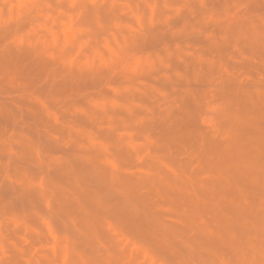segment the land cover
I'll use <instances>...</instances> for the list:
<instances>
[{
  "label": "rangeland",
  "instance_id": "obj_1",
  "mask_svg": "<svg viewBox=\"0 0 264 264\" xmlns=\"http://www.w3.org/2000/svg\"><path fill=\"white\" fill-rule=\"evenodd\" d=\"M263 227L264 0H0V264H264Z\"/></svg>",
  "mask_w": 264,
  "mask_h": 264
},
{
  "label": "bare ground",
  "instance_id": "obj_2",
  "mask_svg": "<svg viewBox=\"0 0 264 264\" xmlns=\"http://www.w3.org/2000/svg\"><path fill=\"white\" fill-rule=\"evenodd\" d=\"M66 33H67V32H66ZM228 130H229V129H228ZM217 131H218V130H217ZM225 132H226V131H225ZM228 133H229V132H228ZM101 148H102V147H101ZM34 149H36V147H35ZM36 150H37V149H36ZM103 154H104V153H103ZM108 155H110V154H108ZM109 157H110V156H109ZM154 158H155V157H154ZM157 159H158V158H157ZM108 161H109V159H108ZM156 161H157V160H156ZM163 161H164V160H163ZM153 162H154V161H153ZM148 163H149V162H148ZM155 163H156V162H155ZM160 163H161V162H160ZM162 163H163L162 165L165 167V164H164L165 161L162 162ZM158 164H159V163H158ZM158 164H157V165H158ZM153 165H154V164H153ZM153 165H151V166H153ZM151 166H150V167H151ZM112 167H113V166H112ZM143 167H145V165H144ZM153 167H154V166H153ZM153 167H152V171H155V167L157 168V166H155L154 168H153ZM160 167H162V166H160ZM171 167H172V166H171ZM213 167H214V166H213ZM162 168H163V167H162ZM162 168H161V169H162ZM215 168H216V167H214L213 169H215ZM114 169H115V168H114ZM149 169H150V168H149ZM153 169H154V170H153ZM216 169H217V168H216ZM115 170H116V169H115ZM209 170H210V169H209ZM112 171H113V170H111L110 172L112 173V177H113V173H115V172H112ZM116 173H117V172H116ZM150 174H151V173H150ZM114 175L116 176V174H114ZM115 176H114V177H115ZM150 176H151V175H150ZM153 177H154V176H153ZM116 178H117V177H116ZM154 179H155V178H154ZM177 179H178V178H177ZM117 180H118V179H117ZM191 186H192V184H191ZM185 187H186V185H185ZM187 187H189V186H187ZM192 188H194V187H192ZM188 189L190 190V188H188ZM196 189H197V188H196ZM42 190H43V189H42ZM186 191H187V190H186ZM190 191H191V190H190ZM45 192H46V190H45ZM191 192H192V191H191ZM185 193H186V192H185ZM47 194H48V192H47ZM187 194H189V193H187ZM184 195H185V194H184ZM194 195H195V194H194ZM195 197H196V196H195ZM197 197L200 198V196H198V195H197ZM189 198H190V197H189ZM193 199H194V198H193ZM188 200H189V199H188ZM193 201H195V200H193ZM199 201H200V199H199ZM192 203H193V202H191L190 204H192ZM184 204H185V203H184ZM187 204L189 205V203H187ZM187 204H186V205H187ZM202 204H204V203H202ZM198 205H199V204H198ZM199 206H200V205H199ZM189 207H193V206H189ZM189 207H187V208H189ZM193 209H197V207L195 206V208H193ZM193 209H191V210H193ZM202 209H203V208H202ZM183 210H185V209H183ZM188 211H189V210H188ZM199 211H200V210H199ZM181 212H182V211H181ZM178 213H179V212H178ZM186 213H187V212H186ZM197 213H198V212H197ZM197 213H196V214H197ZM181 215H182V214H181ZM200 216H201V215H200ZM200 216H199V217H200ZM214 218H215V217H214ZM250 218H251V217H250ZM216 219H217V218H216ZM203 220H204V219H203ZM214 220H215V219H214ZM214 220H213V221H214ZM218 220H219V219H218ZM255 220H256V219H255ZM196 221H197V220H196ZM200 221H201V219L199 220V223H197V226H196V227H198V226L202 223V222H200ZM210 222H211V221H210ZM206 223H209V221L206 222ZM203 224H204V223H203ZM203 224H202V225H203ZM210 225H211V223H210ZM203 226L205 227V224H204ZM206 226H207V224H206ZM204 227H202V228L205 229ZM192 228H193V227H192ZM192 228H191V229H192ZM198 228H199V227H198ZM202 228H201V229H202ZM263 228H264V227H263ZM195 229H196V228H195ZM211 229H212V228H211ZM263 230H264V229H263ZM195 231H196V230H195ZM200 231H201V230H199V232H200ZM203 231H204V230H203ZM207 231H208V230H207ZM207 233H208V232H207ZM204 234L207 235L206 232H204ZM212 234H213V233H212ZM208 235H209V233H208ZM208 235H207V236H208ZM261 236H262V235H261ZM62 237H63V236H62ZM64 237H65V235H64ZM67 237H68V236H67ZM205 237H206V236H205ZM208 237H209V236H208ZM59 238H60V237H59ZM61 239H62V238H61ZM65 239H66V238H65ZM67 239H68V238H67ZM207 239H208V238H207ZM209 239H212V238H209ZM68 240H69V239H68ZM66 241H67V240H66ZM254 241H255V240H254ZM260 241H261V240H259L258 243H256V244L258 245ZM250 242H251V241H250ZM251 243H252V242H251ZM262 243H263V242H262ZM256 244H255V245H256ZM260 244H261V243H260ZM260 244H259V245H260ZM60 245H61V244H60ZM250 245H251V247H252V244H249V248H250ZM257 245L255 246V248H258ZM261 245H262V247H264L263 244H261ZM69 246H70V245H69ZM255 248H254V249H255ZM63 249H64V248H63ZM144 249H145V248H144ZM250 249H251V248H250ZM250 249H248V250L250 251ZM254 249H253V250H254ZM66 250H67V249H66ZM146 250H147V249H146ZM257 250H258V249H257ZM259 250H260V248H259ZM259 250H258V251H259ZM69 251H70V250H69ZM69 251H68V253L70 254ZM255 251H256V250H255ZM261 251H262V249H261ZM263 251H264V250H263ZM57 252H58V249H57ZM64 252H65V251H64ZM241 252H242V251H241ZM250 252H251V251H250ZM253 252H254V251H253ZM59 253H60V251H59ZM254 253H255V252H254ZM61 254H62V252L60 253V255H61ZM258 254H259V253H257V255H258ZM262 254H264V253L262 252ZM152 255H153V254H152ZM241 255H242V254H241ZM245 255H246V254H245ZM245 255H244V256H245ZM255 255H256V253L254 254V257H255ZM154 256H155V255H154ZM154 256H153V257H154ZM67 257H68V256H67ZM242 257H243V256H242ZM254 257H253V258H254ZM263 257H264V256H263ZM263 257H262V258H263ZM156 258H157V257H156ZM156 258H155V260H156ZM244 258H246V256H245ZM255 258H256V257H255ZM258 258H259V256H258ZM262 258L260 257L259 259L262 260ZM157 259H158V258H157ZM249 259H250V258H249ZM256 259H257V258H256ZM259 259H257V260H259ZM147 260H148V259H147ZM155 260H154V261H155ZM243 260H246V259H243ZM247 260H248V259H247ZM261 260H259V261H261ZM248 261H249V260H248ZM262 261H263V260H262ZM160 262H161V260H160ZM162 263H163V262H162ZM164 263H165V262H164ZM243 263H244V262H243ZM256 263H257V262H256ZM262 263H263V262H262ZM249 264H251V263H249ZM252 264H253V263H252Z\"/></svg>",
  "mask_w": 264,
  "mask_h": 264
}]
</instances>
